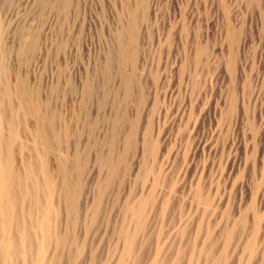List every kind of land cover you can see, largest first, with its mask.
<instances>
[{"label":"rangeland","instance_id":"1","mask_svg":"<svg viewBox=\"0 0 264 264\" xmlns=\"http://www.w3.org/2000/svg\"><path fill=\"white\" fill-rule=\"evenodd\" d=\"M221 1L159 0L138 14L134 35L121 41L118 30L129 25L118 15L121 0H0V10L10 9L5 17L0 11V25L11 28L3 45L11 87L18 73L28 97L42 107L45 131L58 130L49 134L53 153L67 161L69 180L83 190L80 221L59 227L86 246L76 264L115 261L119 209L143 188L144 196L156 191L157 204L168 197L169 208L162 219L159 206L150 205L157 211L139 236V264H153L160 227L165 246L188 250L203 217L201 239L210 231L216 248L212 257L201 256L202 264H264V196L256 194L264 180V0ZM21 31L37 36L39 59L20 54ZM27 123L34 127L35 120L27 117ZM25 139L23 153L32 156V139ZM107 155L119 161L113 177L100 164ZM50 161L60 182L63 173ZM199 190L223 196V204L201 216L189 201ZM83 201L100 202L96 221L83 212ZM186 220L188 231L180 236ZM257 225L252 261L240 238ZM227 227L237 237L222 259ZM189 258L187 252L184 262Z\"/></svg>","mask_w":264,"mask_h":264},{"label":"bare ground","instance_id":"2","mask_svg":"<svg viewBox=\"0 0 264 264\" xmlns=\"http://www.w3.org/2000/svg\"><path fill=\"white\" fill-rule=\"evenodd\" d=\"M158 1L159 0H121V5L124 10L121 9L122 12L118 15L119 17H122V19L124 16L125 20L127 18L129 22L127 28L122 27L118 30L117 36L121 41L125 36L129 34L134 35L135 28L133 26L137 20L138 14L141 13L143 10L148 11L149 9H155L154 6L157 4ZM4 9L5 10H3L2 8L0 11L3 10L2 16L5 17L8 15L10 9ZM142 13L145 12L143 11ZM9 28L10 27L5 26L1 22L0 38H2V42L0 45V264H76V257L79 253L83 252L85 244L83 245L82 242L76 240V238H73L70 233L61 234V232L59 231V227H75L80 221L79 219H81V214L78 215V213L81 203L79 201L81 197V192L83 190L80 189L78 185L73 184L69 180L67 174V161L63 158L56 157L53 153V144L49 138V134H56L58 133V130L56 128L53 132L49 131L50 133L45 131L44 119H46V116L42 113V107L39 105V102L35 103L28 97L25 90L26 82L24 85V81L23 79H19L21 75L19 76L18 73H16L17 75L15 74L16 76L13 77V80L15 81H13V89L11 87L10 76L12 71L10 70L11 67H8L10 66V64H8L10 60L7 59V57H5L6 55L4 56L3 53V45L5 39L11 32V28ZM14 28H16V26ZM20 33L26 35L25 37L22 35L20 38H18L19 41L17 42V44L19 46L18 48L20 54L25 56L35 55V57L39 59V57L41 56V50L37 46V36L35 35V33L29 31H24V33L23 31H21ZM13 69L14 68H12V70ZM30 103H33V105L30 106ZM27 117H32L35 120L34 127H30L28 125ZM53 120H49L47 125L53 124ZM26 131L30 135L26 133ZM24 135H26V137H31L32 139V143L31 141V144L28 143V145H30V148H28L33 151L32 156L30 155V151V153L28 152L29 154H27L26 152V155L29 156H26L23 153V150L26 148L27 145L26 142H29V140L25 139L26 137H24ZM26 151L28 150L26 149ZM50 159H54L55 164L59 166V169L63 173V180H61L60 182L57 181V179L54 177V175L49 169V162H52L50 161ZM100 164L102 166L107 167V169L109 170L108 174H110V177H113L117 173H119V161L113 159L111 155L101 157ZM135 171H137L138 173V170ZM158 178L156 179L158 180ZM95 179L96 177L92 176L90 184L93 183ZM109 181L110 180L107 179V182L104 183H108ZM170 182L171 181H169V185ZM97 183L99 186H97V188L99 189V191L102 192V188L104 187L103 182H101V180L96 181L95 186ZM157 184L155 185L154 183V185L151 186L155 188ZM171 186L173 188V184H171L170 187ZM172 188L170 189L172 190ZM143 189L141 190L142 196H138L140 194H138L137 192L136 193L138 195L136 193L132 194V191L134 190L131 191L130 189V194H132L131 198L129 200L127 199L121 206L122 208L120 207L119 209L122 213V217H120L122 218V224L119 230L121 244L119 246L117 245V250H119V253L112 264H139L141 260V250H139L138 248L140 244V241L138 239L139 236L143 234L144 231L147 229V224H149L148 221L150 219V217L148 216L150 212L155 211V208L159 206L157 210H161L160 214H158L160 216L163 214L162 219H164L163 216L167 214L166 212H168L166 211L167 207L169 208V200L166 199L168 197L164 195L165 199H163L164 196L162 195L163 197H160L162 198V201L159 199L161 202L157 204L158 200H156L154 196L156 191L154 193V189L152 190L150 187L154 195L152 191H150L148 195L145 194L144 196ZM146 190L148 192L149 189L147 188ZM155 190H157V187ZM256 194H259L260 200L263 198L264 180L263 184H261V187ZM192 195H190L189 198L192 196L193 199L190 198L189 201H196L195 205H197V208H201V216H205L204 213H212L218 206L223 204V201L225 199L223 198V196H219L215 199V196H213L214 194L212 192L204 193L200 190L197 193L193 192ZM260 200L258 202H260ZM150 205H155L156 207L152 206L155 210H152L153 208L151 209ZM100 206V202L97 201H91L88 205L86 202L85 204H83V212L90 214L92 219L96 221L97 216L99 214ZM203 218L199 222V227L201 224L204 223ZM187 220L179 228L178 233L180 236L186 235L188 231V226L186 224ZM199 227H196L195 236L190 242V247L189 249L187 248L188 250H185V248L183 249L177 245L175 246V244L172 243L168 244V246H165V244L162 242L164 233L162 231V228L160 227L157 234V244L155 245V249L150 261L153 264H202L201 256H203V254L204 256L206 255V257H212L215 254L216 241L214 240L215 237L210 234V231H206L207 234H204L205 237L203 235L204 238L202 237L201 239V229ZM258 228L259 227L257 225L253 230V233H249V235L245 234L246 236L240 238L241 240L239 239L242 242L243 249L247 250L249 253V260L252 261L256 254L255 239L259 232ZM223 231L224 232L222 233L224 234V240L220 247L222 259L226 257V253L228 252L227 249H229L228 247L230 246L229 244L232 245L233 243H231V241H233V239L237 237V235L235 236L236 233L233 228L227 227L226 229L224 228ZM164 237L166 238V236ZM235 243H237V241ZM187 252H189L190 258L188 259V262H184V255L187 254Z\"/></svg>","mask_w":264,"mask_h":264}]
</instances>
